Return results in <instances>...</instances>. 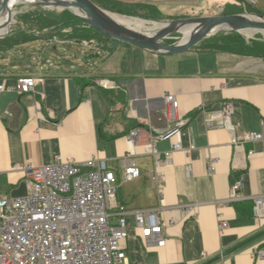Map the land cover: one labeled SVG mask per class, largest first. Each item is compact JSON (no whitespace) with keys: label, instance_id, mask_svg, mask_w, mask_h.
<instances>
[{"label":"crops","instance_id":"0c3cea01","mask_svg":"<svg viewBox=\"0 0 264 264\" xmlns=\"http://www.w3.org/2000/svg\"><path fill=\"white\" fill-rule=\"evenodd\" d=\"M114 1L153 6L165 19L203 16V9L215 7L213 0ZM239 3L218 5V14ZM118 42L112 46L109 41L108 53L87 43L71 44L94 52L83 56L91 57L93 65L84 59L77 67L71 59L36 57L42 49L61 46L52 40L0 52L5 87L21 76L36 80L30 93L5 90L0 95V195L26 193L23 173L12 168L16 163L40 166L93 158L106 161L121 178L120 158L131 153L141 176L122 182L118 199L128 209L162 208L163 217L173 223L163 229L165 245L148 249L129 215L125 264H264L254 255L264 246V218L255 216L252 201L264 194V58L193 48L164 55ZM29 52L34 59L26 56ZM130 59L129 65L122 63ZM167 93L176 96L178 116L189 121L171 139L156 142L159 153L172 142L181 149L171 153L155 188L148 176L155 170L153 157L145 153L144 142L133 145L127 134L133 123L168 127ZM227 101L233 104L234 135L257 132L261 140L235 147L227 129L206 126L205 113L219 111ZM211 159H217L213 173L207 171ZM240 175L243 199L226 202ZM184 205H192L190 214L182 211ZM220 221L226 227L219 229Z\"/></svg>","mask_w":264,"mask_h":264},{"label":"built area","instance_id":"2783aa9c","mask_svg":"<svg viewBox=\"0 0 264 264\" xmlns=\"http://www.w3.org/2000/svg\"><path fill=\"white\" fill-rule=\"evenodd\" d=\"M35 82L34 77L21 76L11 87L0 83V95L5 90L30 93ZM163 98L168 127L138 126L127 134L133 145L144 142L145 153L153 157L155 170L148 176L155 188H159L164 177L162 168L167 159L181 149L179 143L172 142L168 150L159 153L156 142L171 139L189 121L188 117L178 116L174 94L167 93ZM233 111L232 102L227 101L219 111L206 112V126L227 129L235 147L261 140L262 135L257 132L234 135L230 123ZM251 154L249 151L247 157ZM216 163L217 159L208 162L209 173L215 171ZM12 168L23 173L27 189L19 197L0 195V264H125L129 215L145 248L165 245L163 229L173 221L163 217L162 208L128 209L118 199L120 184L141 176L131 153L120 158L121 178L106 161L93 158L40 166L16 163ZM242 179L240 175L231 184L226 202L243 199ZM252 201L255 216L264 218V194L252 197ZM181 208L185 214L192 212V205ZM226 225L220 221L219 229ZM254 255L264 260V246L256 248Z\"/></svg>","mask_w":264,"mask_h":264},{"label":"trees","instance_id":"16d2710c","mask_svg":"<svg viewBox=\"0 0 264 264\" xmlns=\"http://www.w3.org/2000/svg\"><path fill=\"white\" fill-rule=\"evenodd\" d=\"M97 7L103 10H109L124 16H134L141 19L160 21L163 20L161 13L153 6L148 5H128L114 0H90ZM239 6L236 9L226 8L223 15L241 14L253 12L263 15L246 0H239ZM41 6L40 4H33ZM19 21L29 28L20 26L15 31L8 33L0 40V52L14 49L18 45L34 40L50 41L54 39L57 44H83L92 45L93 48L110 52V38L96 33L94 29L86 25L82 19L74 15L68 9H63L60 13H46L45 11L34 9L22 14ZM20 25V23H19ZM201 51L226 52L243 57L264 58V42L259 40H246L237 31H219L214 35L204 38L192 47ZM81 87L85 86L79 80ZM140 126L133 123L130 129ZM112 138V137H111Z\"/></svg>","mask_w":264,"mask_h":264},{"label":"water","instance_id":"95a60500","mask_svg":"<svg viewBox=\"0 0 264 264\" xmlns=\"http://www.w3.org/2000/svg\"><path fill=\"white\" fill-rule=\"evenodd\" d=\"M13 0H0V14L10 10ZM43 6L64 7L80 17L82 21L94 29L96 33L111 39L132 44L148 52L164 55L182 54L202 39L219 31H237L239 33L260 32L264 35V15L231 14L214 16H195L178 18L169 21L152 35L132 29L119 23L113 16L90 0H29ZM191 27V33L185 42L164 43L173 33H182L181 29ZM55 48V47H54Z\"/></svg>","mask_w":264,"mask_h":264},{"label":"rangeland","instance_id":"374dc122","mask_svg":"<svg viewBox=\"0 0 264 264\" xmlns=\"http://www.w3.org/2000/svg\"><path fill=\"white\" fill-rule=\"evenodd\" d=\"M212 2L215 5V7L214 8L209 7L208 9H203L202 10L203 11V13H202L203 16H207V15L208 16H214L216 14L219 15L218 13H219L220 10H219L218 5H224V4H227V3H232L233 0H213ZM33 4H35V3H32L30 1H28V3H18V4L14 5L12 7V11L14 12L13 17L11 19L10 25L6 28L5 34L0 36V40L3 39L11 31H15L20 26H24V28H27V27L29 28V24L25 26L24 24H22L19 21L20 16L22 14L28 12V11L34 10L36 8V9L45 11L46 13H49V12H51V13H60L63 9H67V8H64V7L61 8V7L43 6V5L37 7V6H34ZM253 6L255 7V9L257 11L261 12L264 15V0H257V3H255ZM104 11L112 13V14H117V13H114V12L106 10V9ZM242 14L258 15V14H255L253 12H246V13L243 12ZM117 15H120V14H117ZM127 17L139 18V17H134V16H127ZM190 17H195V16H190ZM184 18H188V17H184ZM139 19H141V18H139ZM143 20H147L149 22H154V23H168L169 21H171L173 19H165V18H163V20H160V21L149 20V19H143ZM19 23H20V25H19ZM140 30L142 32L148 31L146 28H141ZM240 34L246 40H248V39L249 40H254L255 39V40H259V41H263L264 42V35L262 33H260V32H256L253 35H247L245 33H240ZM182 38H183V34L176 32V33H173L168 39L164 40V43L174 44V43L180 42V40ZM206 38H208V37H206ZM52 41L55 42L54 39H52ZM110 44L112 46L121 45L117 40H113V39L110 40ZM54 47L55 46H49L48 48H45V50L42 49V53L36 54V57H40L42 55L43 57L52 56V58H55V56H57L58 59L62 60V61L71 59L76 64V67H77L78 65H80L82 63L85 64L84 62H86V61H84V59H87L90 62V60H91L90 58L91 57H83V56L93 52L92 50H89L87 47H83V46H80V45H71V44L70 45L68 44L66 46H62L61 45L57 49L55 48L56 50L53 49ZM123 51L124 50L120 49L119 52L115 51L114 54L115 53H120V52H123ZM26 56L29 59L30 58L34 59V57H32V53L31 52H29V54L26 55ZM82 57H83V59H82ZM113 58L115 59V55L113 56ZM94 62H95L94 60H91L90 64L93 65ZM122 63L125 64V65H129L131 63V59L130 60H125V61L122 60Z\"/></svg>","mask_w":264,"mask_h":264},{"label":"bare ground","instance_id":"6f19581e","mask_svg":"<svg viewBox=\"0 0 264 264\" xmlns=\"http://www.w3.org/2000/svg\"><path fill=\"white\" fill-rule=\"evenodd\" d=\"M29 0H13L11 2L10 10H5L0 14V36L4 35L6 32V28L10 25L11 19L13 17L14 12L12 11V7L18 3H28ZM114 19H116L119 23L124 24L132 29L140 30L141 28H146L148 31L145 33L148 35L154 34L156 31H158L160 28L165 27L167 23H154L149 22L147 20L139 19V18H133V17H127L123 15H117L110 13ZM250 17L257 19V17L253 14L250 15ZM141 31V30H140ZM181 34H183V38L180 40L181 42H185L190 33H191V27H184L181 29ZM247 35H253L251 32H243Z\"/></svg>","mask_w":264,"mask_h":264}]
</instances>
